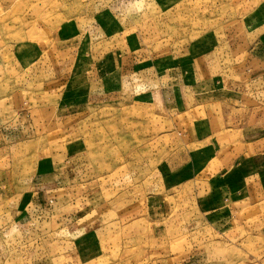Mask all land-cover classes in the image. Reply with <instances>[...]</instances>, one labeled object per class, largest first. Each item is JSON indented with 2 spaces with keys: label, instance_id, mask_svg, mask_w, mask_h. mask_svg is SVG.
<instances>
[{
  "label": "rangeland",
  "instance_id": "obj_1",
  "mask_svg": "<svg viewBox=\"0 0 264 264\" xmlns=\"http://www.w3.org/2000/svg\"><path fill=\"white\" fill-rule=\"evenodd\" d=\"M253 11L264 19V0H0V264H264L263 193L233 204L230 221L219 226L196 211L190 188L158 190L159 177L182 156L172 131L182 113L169 114L167 133L162 115L114 99L75 112L52 109L77 36L67 38L81 32L85 16L108 15L123 34L139 32L151 54L179 56L214 34L226 63L230 41ZM45 153L66 158L56 162L60 181L48 185L59 187L50 191L35 188L32 172ZM26 192H33L28 219L16 222ZM45 196L53 201L39 210L35 200ZM130 197L147 215L138 226L129 221ZM82 215L105 224L99 254L78 234L85 225L68 227Z\"/></svg>",
  "mask_w": 264,
  "mask_h": 264
},
{
  "label": "crops",
  "instance_id": "obj_2",
  "mask_svg": "<svg viewBox=\"0 0 264 264\" xmlns=\"http://www.w3.org/2000/svg\"><path fill=\"white\" fill-rule=\"evenodd\" d=\"M159 1L165 5L175 0ZM84 19L81 32L67 38L70 41L77 36L69 72L53 110L75 112L77 108L91 109L96 101L114 99L132 105L136 113L142 109L153 118L162 115L163 127H169L167 133L177 134L182 156L159 177L158 190L190 188L196 211L215 225L230 221L233 204L242 203L253 192L264 194V19L260 11L243 18L244 25L239 26L242 33L228 45L226 63L217 53L214 34L194 39L191 49L179 56L170 51L151 54L139 32L123 34L108 15L92 13ZM172 111L184 116L174 130L170 129ZM68 116L66 121L71 125L73 118ZM58 158L45 153L35 159L32 172L36 189L59 187L48 185L52 178L56 184L60 181L56 162L66 158ZM32 193L17 199L16 222L28 219ZM165 195L161 200H168ZM46 200L52 202L53 198L39 197L34 205L43 210ZM127 200L133 211L131 224L147 221V215L137 213L133 206L137 203L138 208V200ZM151 204H146L147 211L154 208ZM82 217L72 218L68 227L74 231L76 223L85 225L78 234H84L90 249L99 254L105 224L96 218L97 224H93L95 219L85 223ZM111 230L113 225L108 233Z\"/></svg>",
  "mask_w": 264,
  "mask_h": 264
}]
</instances>
